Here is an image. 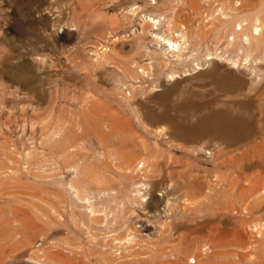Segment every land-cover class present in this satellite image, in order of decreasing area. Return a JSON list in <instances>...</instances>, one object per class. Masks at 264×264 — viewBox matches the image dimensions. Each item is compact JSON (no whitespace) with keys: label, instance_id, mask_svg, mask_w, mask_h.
<instances>
[{"label":"rangeland","instance_id":"obj_1","mask_svg":"<svg viewBox=\"0 0 264 264\" xmlns=\"http://www.w3.org/2000/svg\"><path fill=\"white\" fill-rule=\"evenodd\" d=\"M233 13L0 0V264H264V37L222 35ZM214 111L249 136L189 141L159 119Z\"/></svg>","mask_w":264,"mask_h":264},{"label":"bare ground","instance_id":"obj_2","mask_svg":"<svg viewBox=\"0 0 264 264\" xmlns=\"http://www.w3.org/2000/svg\"><path fill=\"white\" fill-rule=\"evenodd\" d=\"M228 1H229V7L234 11L232 15L233 20L231 22L232 25L231 23L229 25L228 24L225 25V27L221 31V34L222 35L229 34L230 32L234 31L235 28L236 38L239 36H246L245 37L246 42L251 41L249 37L251 35V31L253 34V30L255 31V35L253 34L254 35L253 38L255 39L257 38L258 40L264 37V0L260 1L256 13L251 14L250 16L243 15L242 11L255 4L257 0H228ZM221 14L225 15V13H221ZM109 22L111 25H114L116 23V19L111 17L109 18ZM246 23L247 26L245 25ZM247 31L248 33H246ZM234 38L235 37H233V39ZM169 42L172 44V47L174 48L176 47L175 44L178 43V41L175 39ZM249 48H251V43L249 44ZM175 76H176L175 74H172L171 76H169V80L175 81L176 80ZM242 83L243 82L240 81L239 79L231 80L225 77L223 78L219 77V79L216 78V82H215L218 89L225 93H232L236 91L238 87L241 86ZM170 88L173 89V87ZM149 115L150 114H148V116ZM160 116H161L159 117L160 120L164 122L167 121L171 124L173 133L176 136L178 137L181 136L189 141L192 140L194 141V139H199L202 137H214L215 139L223 141L227 145H236L241 141H243L245 138H247L250 134L249 129L251 125L249 121L240 115L233 116V115H228L225 112L214 111L208 113L205 116L200 117L195 122L189 124L188 123L182 124L179 119L170 116L167 112H163ZM136 166L143 167L144 166L143 160H138Z\"/></svg>","mask_w":264,"mask_h":264}]
</instances>
